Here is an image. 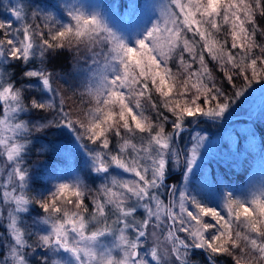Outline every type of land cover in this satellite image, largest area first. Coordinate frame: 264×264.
I'll return each mask as SVG.
<instances>
[{
  "label": "snow or ice",
  "instance_id": "obj_1",
  "mask_svg": "<svg viewBox=\"0 0 264 264\" xmlns=\"http://www.w3.org/2000/svg\"><path fill=\"white\" fill-rule=\"evenodd\" d=\"M261 124L264 0H0V264H264Z\"/></svg>",
  "mask_w": 264,
  "mask_h": 264
},
{
  "label": "trees",
  "instance_id": "obj_2",
  "mask_svg": "<svg viewBox=\"0 0 264 264\" xmlns=\"http://www.w3.org/2000/svg\"><path fill=\"white\" fill-rule=\"evenodd\" d=\"M69 95H71V93H69ZM72 103L73 102H71V100H69V105L71 106L72 105ZM238 119L239 120H246L247 118L246 117H241V116H239L238 117ZM260 127H264V124H261V125H259ZM257 136H258V139H259V131H257ZM241 146H244L243 144L241 145ZM259 149H257V151H258ZM254 161H255V159H253V161H252V166H253V164H254ZM251 166V167H252ZM251 167L248 169V171L247 172H242L240 175H238L235 179H236V182L238 183V184H243V183H245L244 181L247 179L246 177L248 176V173L250 172V169H251Z\"/></svg>",
  "mask_w": 264,
  "mask_h": 264
},
{
  "label": "rangeland",
  "instance_id": "obj_3",
  "mask_svg": "<svg viewBox=\"0 0 264 264\" xmlns=\"http://www.w3.org/2000/svg\"><path fill=\"white\" fill-rule=\"evenodd\" d=\"M6 15V14H5ZM71 102H73L71 100ZM241 117H245L244 115H240ZM259 166H258V161L255 159L253 166L250 169V172L248 173V176L246 177L247 179L244 181L245 183L248 181L251 175L257 174L259 172Z\"/></svg>",
  "mask_w": 264,
  "mask_h": 264
}]
</instances>
